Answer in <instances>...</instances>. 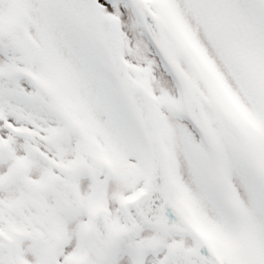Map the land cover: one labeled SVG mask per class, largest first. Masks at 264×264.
I'll return each mask as SVG.
<instances>
[{
	"label": "snow or ice",
	"instance_id": "1",
	"mask_svg": "<svg viewBox=\"0 0 264 264\" xmlns=\"http://www.w3.org/2000/svg\"><path fill=\"white\" fill-rule=\"evenodd\" d=\"M0 264H264V0H0Z\"/></svg>",
	"mask_w": 264,
	"mask_h": 264
}]
</instances>
